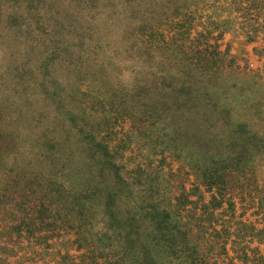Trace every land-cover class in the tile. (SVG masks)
<instances>
[{"label":"rangeland","instance_id":"374dc122","mask_svg":"<svg viewBox=\"0 0 264 264\" xmlns=\"http://www.w3.org/2000/svg\"><path fill=\"white\" fill-rule=\"evenodd\" d=\"M0 99L18 124L41 123L31 135L72 120L103 130L114 176L103 178L99 152L76 180L96 211L133 200L172 211L194 251L175 264H264V0H0ZM34 211L25 203L17 216ZM139 214L152 242L151 216ZM65 224L51 239L40 228L3 234L0 258L92 264L94 238L113 250L108 224L84 213L77 229Z\"/></svg>","mask_w":264,"mask_h":264},{"label":"trees","instance_id":"16d2710c","mask_svg":"<svg viewBox=\"0 0 264 264\" xmlns=\"http://www.w3.org/2000/svg\"><path fill=\"white\" fill-rule=\"evenodd\" d=\"M29 105L33 107L30 100ZM7 106L11 109H7ZM14 108L11 99H0V237L8 234L11 238L17 234L18 238H22L25 231L40 228L45 231L46 238L51 239L55 229L59 228L56 226L59 219L66 222V227H63L66 231L77 229L76 225L70 224L74 218L84 213L91 220L108 224L110 233L107 235L109 240H112L110 246L113 250L104 254L98 252V241L94 238L95 245L88 248L91 258L95 261L92 264H100V258H107L106 264H160L158 259L162 254L170 260V264H175L177 260L185 257L187 251L194 254L186 237L188 232L178 223L172 211L161 207L157 201L152 204L146 203L145 200H133V204L129 201L125 211L119 207H109L107 204H104L102 211L92 209L91 186L76 179L88 168L82 164L84 159L87 160L88 154L95 158L94 153L99 152L109 170L111 169L109 175L102 174L103 178L106 180L110 175L114 176L116 165L112 159L107 158L106 146L101 139L103 130L96 129L95 125L87 129V124L72 120L73 123L69 127L55 124L48 126L45 130L49 134L47 137L46 134L35 136L36 132L31 135L24 129L36 128L41 123L35 122L33 125L36 126L27 127L22 122L18 124L19 118L8 111L15 110ZM27 118L24 121L26 125L29 122ZM28 133L29 139L26 137ZM57 146L61 147V150L50 152ZM45 147L52 150L44 149ZM50 155L54 160H50ZM88 172L92 173L90 169ZM94 184L98 189L100 183L94 181ZM10 187L14 188L16 196L9 193ZM222 188L224 189V186ZM25 203L32 205L35 210L29 220L17 216ZM11 204L15 206L12 207ZM77 207L80 209L79 214H76ZM85 207L86 211H83ZM146 210L147 216H151L150 222L154 228L152 242H146L145 237L148 238V234L144 235L141 226L139 227L143 218L139 212ZM11 213L15 215L12 216ZM11 216L16 224L8 223L9 219L12 221ZM90 223L92 224V221ZM84 229L81 226L80 232H84ZM96 235L99 236L98 230ZM154 240L156 247L163 249L159 252L158 259L156 247L152 248ZM117 244L121 247L120 254L116 250ZM6 250L7 248L2 246L1 254H6ZM192 257L195 259V256ZM4 262L0 258V264H6Z\"/></svg>","mask_w":264,"mask_h":264}]
</instances>
